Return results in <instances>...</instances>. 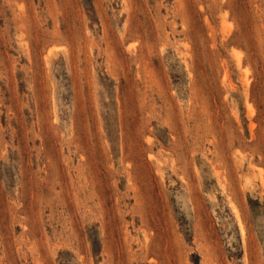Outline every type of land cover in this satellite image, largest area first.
<instances>
[{"label": "rangeland", "instance_id": "obj_1", "mask_svg": "<svg viewBox=\"0 0 264 264\" xmlns=\"http://www.w3.org/2000/svg\"><path fill=\"white\" fill-rule=\"evenodd\" d=\"M0 264H264V0H0Z\"/></svg>", "mask_w": 264, "mask_h": 264}]
</instances>
